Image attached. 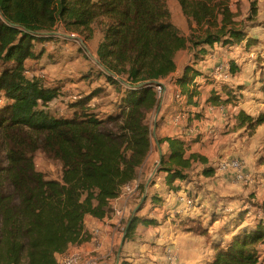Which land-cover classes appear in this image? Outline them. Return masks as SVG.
I'll list each match as a JSON object with an SVG mask.
<instances>
[{"label":"trees","instance_id":"16d2710c","mask_svg":"<svg viewBox=\"0 0 264 264\" xmlns=\"http://www.w3.org/2000/svg\"><path fill=\"white\" fill-rule=\"evenodd\" d=\"M230 1L178 0L190 21L215 28L193 39L194 60L177 78L191 98L195 92L188 88L201 74L195 65L214 44L247 50L262 45L245 27L232 26ZM58 21L88 39L96 24L104 33L97 52L108 70L99 68V75L113 85L117 99L115 110L102 119L79 110L56 115L50 102L62 93L61 86L47 85L39 74L28 75L29 60L41 58L42 45L58 37L53 34ZM186 42L169 0H0V264H58V254L93 239L86 217L102 219L110 213L111 201L138 177L151 154L150 118L161 98L157 83L177 69ZM85 75L90 80L93 74ZM221 89L224 95L212 89L206 101L232 109L237 94L228 84ZM100 92L101 87L95 88L75 98L72 106L85 109ZM233 117L252 135L264 124V109L253 113L242 108ZM160 142H168L159 171L165 172L170 188L187 179L195 162L208 163L197 152L187 154L190 141L184 138L164 136ZM39 150L61 164L58 178H46L37 168ZM204 171L213 174L215 168ZM152 198L164 202L160 195ZM249 213L239 209L224 226L237 225L226 243L212 237L199 217L187 216L180 223L212 245L215 253L205 264H264V216L244 222ZM140 224L160 222L136 213L129 218L126 240Z\"/></svg>","mask_w":264,"mask_h":264},{"label":"crops","instance_id":"0c3cea01","mask_svg":"<svg viewBox=\"0 0 264 264\" xmlns=\"http://www.w3.org/2000/svg\"><path fill=\"white\" fill-rule=\"evenodd\" d=\"M230 6L232 12L235 13L232 26L236 28L245 27L249 35L250 30H262V34H251L256 38H260L262 45L260 47L258 46L259 48L255 46L249 50L246 49L247 51L245 53L241 52L243 45L230 46L217 43L216 47H219L221 51H224L223 53L230 58L235 57V51L236 55H238L237 61L239 69H242L240 73L241 80L248 83L253 80H258L259 86L262 88L264 85V68L258 69L256 73H250V70L252 67H255L256 63H259L258 60L256 61L258 56L264 55L261 49L264 45V27H260V25L264 26V0H231ZM181 13L185 21L196 30L194 31L195 36L203 35L208 30L215 29L209 24L199 25L190 21L183 13L182 9ZM222 18L223 15H220L219 21H221ZM175 24L183 27V21L175 22ZM201 29L204 30V32L200 33ZM191 32L190 29L185 35L188 36ZM255 48H258V50ZM237 51L239 53H237ZM179 54L177 56L178 67L164 79L166 83L164 92L161 95L162 98H160L162 101L159 103L155 114H152L154 124L153 148L151 154L144 166L140 169L138 177L124 188L119 197L111 201V205L125 210V215L120 216L121 230V227L124 225L122 218L128 214L129 207L132 205L135 197L141 193L142 185H144L145 192H151V196L159 193L164 199L162 204H155L154 206L151 204L152 213L149 215L157 218L160 217L159 222H162V224L158 226H139L135 231L139 234L137 236L138 241H136L139 255L136 260L131 258L130 260L134 261L136 264H144L153 256L155 253L152 245L153 241L157 243H174V245L170 247L171 253L169 255L172 257H174V254L185 255L184 257L190 256L192 252L195 251L196 246H191L190 241L198 239L194 237V234L199 236L201 234L185 230L180 223L183 218L206 214L208 209L211 208L208 212V214L211 215L210 219H213V216L217 214L216 222H218L220 220V214H223L226 218L230 217L233 212L238 210L244 203L242 200H246L249 193H256L254 200L260 198L264 199V162L261 161L264 156V124L259 125L256 131L250 135L247 128L245 126H239L235 117H233V113L238 112L242 108H247L253 113H257V111H254V106H258V109L261 110L264 109V93L260 90L256 94L250 93V95L247 93V89H241V92H244L245 95V97L242 98V102L238 103V105L234 106L232 109L228 104H225L229 108L227 117L223 116L220 109V106L224 104L216 103L213 105L211 104L212 102L207 101H205L207 104L204 113L202 115L196 114V107L202 109L204 102L200 104L199 100L197 101L193 97L191 98L187 95L179 96L178 92L181 87L177 79L174 80L175 74L178 72L182 73L186 64L189 63V61H187L183 65H180L178 59H181L182 53ZM195 66L202 73V87L206 86V89L213 87V84H206L205 82V76L208 75L207 71L209 70L208 65L200 59ZM260 66H264V62H262ZM200 75L201 74L197 75V78H199ZM181 110L185 111L186 119L182 122H178L174 117ZM196 127H201V132L199 134L195 132ZM164 136H179L190 141L187 154L197 152L208 159V163H202L200 161L195 162L188 170L187 179L177 180L175 182L177 188H170L165 182V172L159 171L161 159L164 154L168 152V142H160V138ZM229 155L241 158L246 162V170L254 178V182L249 184L248 187L246 186L248 184H244L238 180L231 171H222L216 167L213 174L205 173L204 167L209 165V163L214 162L217 164L219 159L228 157ZM196 165H198V169L204 168V170L200 172L197 170V172H194V167ZM187 198L193 200V205L187 202ZM164 215L168 216L163 222L162 217ZM260 216L262 217V215ZM178 217H180L179 224L181 227H171L169 222ZM117 219V217L110 218L109 213L102 219L88 215L86 217V223H93L90 230L95 236L101 235L105 244L108 237L111 236L110 239L114 241L118 235L119 223L116 221ZM143 232L148 234V236L145 237ZM158 232L161 233L159 236ZM94 238L93 242L90 241L81 245L72 246L68 252H79L77 249L82 250V248H86L87 251L93 252V250H96L93 247ZM205 239V236H203L199 238L198 241H205ZM128 243L127 241L124 250L128 248ZM103 247L100 249H103ZM158 254L163 255L165 258L164 253ZM62 257L63 254L57 255L58 264H61ZM121 259L123 261L125 260L124 258ZM147 264H150V262Z\"/></svg>","mask_w":264,"mask_h":264},{"label":"rangeland","instance_id":"374dc122","mask_svg":"<svg viewBox=\"0 0 264 264\" xmlns=\"http://www.w3.org/2000/svg\"><path fill=\"white\" fill-rule=\"evenodd\" d=\"M169 6L173 13V18L175 22H181L183 21V27L177 25L180 32L186 37L187 40V46L186 48L181 52L182 56L181 59H178V62L180 65H183L187 61L189 63L193 62L194 55L193 53L195 51H192L193 39L200 36H195L194 31L195 29L192 28L190 24H188L185 21V18L183 17V14L181 13L180 5L177 0H169ZM59 21L56 23L55 30L53 34L57 35L58 37L54 40H51L49 42H46L47 45H42L44 49V54L41 58L38 59H30L28 68L29 72L28 75L32 76L33 74H39L44 77L46 80V84L49 86L59 84L61 86L60 95L56 97L54 100L50 102V108L53 113L56 115L61 114H71L74 112V110H79L82 115H86L88 112L93 113L97 118H104L105 115L108 112L115 110V101L117 99L116 96V90L114 89L113 85L109 83V81L104 77L99 75V68L106 70L107 67L104 64L102 60H100L97 49L100 41L104 37V33L101 30V27L99 25L94 26V31L92 36L88 39L85 34L78 33V32H69L67 31ZM260 27H264L263 25H260ZM191 29L190 35H185L188 30ZM204 32V30H200V33ZM252 33H258L262 34V30H256L252 31L250 30V35ZM252 36V35H251ZM41 44L38 45V48L42 47ZM259 48V47H258ZM258 48H255L258 50ZM264 52V45L261 48ZM234 51V50H233ZM247 50L243 46L241 49L242 53H245ZM224 52V51H222ZM180 53V54H181ZM237 53H239L237 51ZM179 54V55H180ZM234 56L232 57V63L233 65V71L232 75L229 77H226L227 74H222L218 77L213 76H205V82L206 84H213V87L210 89H206V86H203V83L200 82L202 79V73L199 78H197V82L199 84V90H197L198 97H199V103H203L206 101L207 97L210 95L212 89L214 90H220L219 92L221 95H224L222 92V85L228 84L230 87L233 88L234 92L237 94L236 97H233V99H237L236 105L238 103L242 102V98L245 97L244 92H241V89H247L248 94H256L258 91H262L261 86H259L258 80H253L250 83L245 82L241 80V68L239 69L238 64V55H236V52L234 51ZM259 61V63L255 64V67H252L250 70V73H256L258 69L264 68V66H260L262 62H264V55H259L256 61ZM108 70V69H107ZM90 72L92 75V78L85 79L84 76L85 73ZM196 80V79H195ZM243 82V83H241ZM101 87L102 92H100L97 96L92 98L90 102L87 104V107L85 109H78L74 106H72V102L75 98L79 96H85L91 94V92L95 89ZM262 93H264L262 91ZM250 94V95H251ZM264 96V94H263ZM162 98V97H161ZM162 100H160L161 102ZM212 104L214 101H212ZM261 110V109H259ZM255 111V110H254ZM156 112V111H155ZM154 112V114H155ZM259 112V111H257ZM151 126L153 131V124L154 120L151 117ZM36 164L37 168L45 173L46 178H58L61 175V164L58 161L49 159L45 153L42 150H39L37 152L36 156ZM207 166H214L215 170L216 167L218 168V163H209ZM205 168V167H204ZM204 168L198 169V165L194 167V172H197V170L203 171ZM219 169V168H218ZM247 187L249 185H246ZM250 188V187H249ZM7 190H11L10 187L7 188ZM146 197L144 198V196ZM161 196V194L157 193ZM256 193H249L247 196V199H243L242 202L243 205L239 208H245V210H249L250 213L247 214V216L243 219L244 222L260 218V215H264V199L260 198L258 200L255 199ZM150 191H144L140 193L138 196L135 197L132 205L129 207L128 214L122 218L124 221V225L121 227L120 230V215L117 216V222L119 223V232L117 237L114 241H112L110 237H108L105 241L103 249L98 248L94 243L93 247L96 250L87 251L86 248H82V250L77 249L80 252V256L85 261L86 259H91L92 264H136L134 261H131V259L136 260L138 258V246L137 242L139 235L138 233H134L133 237L126 240V234H127V227L129 223V218L134 216L136 213L140 215H150L152 213V206L157 204L153 200V196H151ZM192 197V196H191ZM193 198V197H192ZM149 204V205H147ZM256 207V208H254ZM119 209V207H118ZM211 209V208H210ZM208 209V212L210 211ZM238 209V210H239ZM233 212L230 217H224L223 214L219 215V221L216 222V217L213 216V219L211 218V215L206 212V214H200V219L203 220L204 224H207L210 227V232L212 234V237L215 239H219L220 242L226 243L227 240L231 237L232 232L236 229L237 225L230 226L228 229L224 226L226 224H230L231 221L234 219L237 211ZM113 213V208L111 207L110 213ZM168 215H164L162 217L163 222L165 219H167ZM179 218L174 219L169 222L171 227L173 228H180L179 224ZM160 221V217H158ZM162 222L160 223V225ZM93 223L88 222L87 227L90 229L92 228ZM139 226H144L143 224H140ZM138 226V227H139ZM146 226V225H145ZM144 226V227H145ZM158 226V225H157ZM164 230V229H163ZM144 236H148L145 232H143ZM161 233L158 232V236ZM95 236V235H94ZM194 237H197L198 239L203 237L202 235H195ZM94 238V237H93ZM194 239L190 241L191 246H195V251L192 252V254L188 257H184L185 255H175L174 257L170 256L171 253V246L174 245V243H152L153 248L155 250V253L153 256L147 260L144 264H147L150 262V264H205L208 260H210L215 253V250L212 248V245L207 241V239L199 240ZM128 243V248L124 250V246L126 242ZM93 242V239L91 240ZM133 242V243H132ZM136 242V243H135ZM92 247V248H93ZM264 251V245L262 247ZM121 253V254H120ZM125 253V255H124ZM158 253H164L165 258L163 255H159ZM141 254V252H140ZM167 254V256H166ZM121 258H124L123 261ZM127 260V261H126ZM129 261V262H128Z\"/></svg>","mask_w":264,"mask_h":264},{"label":"built area","instance_id":"2783aa9c","mask_svg":"<svg viewBox=\"0 0 264 264\" xmlns=\"http://www.w3.org/2000/svg\"><path fill=\"white\" fill-rule=\"evenodd\" d=\"M217 44V43H216ZM216 44H214L211 49L201 58L202 61L208 65L209 70L208 75L213 76V77H218L221 76L222 74H227L226 77H229L232 75V70H233V63L231 58L223 53L219 47H216ZM47 45V44H45ZM247 55V54H245ZM183 73V72H182ZM182 73L178 72L175 74L174 80L177 79L182 75ZM207 75V76H208ZM167 78V77H166ZM165 79V78H164ZM164 79L159 80L157 83V91L159 92L160 95L164 92V87H165V81ZM196 80L189 86L188 90L193 91L194 93V98L198 101L199 97L197 94V90H199V84ZM178 82V81H177ZM202 83V80L200 81ZM180 85V84H179ZM181 89L179 90L178 94L179 96L182 95H187L183 92L182 86L180 85ZM206 104L204 102V105L202 109L199 107H196V114H203L204 110L206 108ZM212 104V103H211ZM255 111H259L258 106L253 107ZM220 109L223 113L224 117L228 116L229 113V108L228 106L221 105ZM202 117V116H201ZM174 119L178 122H182L186 119V114L184 110H181L178 114L175 115ZM196 134H199L201 132V127H196L195 128ZM218 168L222 171H231L233 172L234 176L243 182L244 184H252L254 182L253 176L247 172L246 170V162L238 157H235L233 155H229L228 157H224L218 160ZM187 202L190 205H193V200L190 198H187ZM113 208V213L109 214L110 218L112 217H117L118 215L123 216L125 215V210L123 209H118L117 207L111 205ZM94 244L98 248L103 247V237L101 235H97L94 238ZM61 264H92L91 259H86L85 261L82 259L80 256V252H68L63 254Z\"/></svg>","mask_w":264,"mask_h":264},{"label":"water","instance_id":"95a60500","mask_svg":"<svg viewBox=\"0 0 264 264\" xmlns=\"http://www.w3.org/2000/svg\"><path fill=\"white\" fill-rule=\"evenodd\" d=\"M147 194H145L144 198L146 197Z\"/></svg>","mask_w":264,"mask_h":264}]
</instances>
